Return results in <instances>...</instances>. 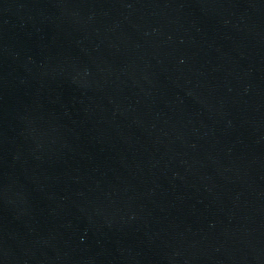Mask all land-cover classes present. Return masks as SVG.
Here are the masks:
<instances>
[{
  "label": "water",
  "instance_id": "1",
  "mask_svg": "<svg viewBox=\"0 0 264 264\" xmlns=\"http://www.w3.org/2000/svg\"><path fill=\"white\" fill-rule=\"evenodd\" d=\"M0 264H264V0H0Z\"/></svg>",
  "mask_w": 264,
  "mask_h": 264
}]
</instances>
